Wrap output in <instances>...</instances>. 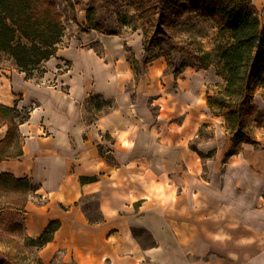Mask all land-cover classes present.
<instances>
[{
	"label": "crops",
	"instance_id": "0c3cea01",
	"mask_svg": "<svg viewBox=\"0 0 264 264\" xmlns=\"http://www.w3.org/2000/svg\"><path fill=\"white\" fill-rule=\"evenodd\" d=\"M250 1L264 11V0ZM79 37L96 39L72 38L29 77L10 56L0 61V103L30 107L18 125L23 153L0 160V173L33 186L21 208L28 236L60 222L37 250L42 264H242L227 242V182L201 175L198 153L214 139L195 147L211 119L227 132L208 109L210 86L197 88L207 69L176 81L157 56L137 74L123 38L96 29ZM95 97L107 105L96 109ZM6 131L0 123V140Z\"/></svg>",
	"mask_w": 264,
	"mask_h": 264
},
{
	"label": "trees",
	"instance_id": "16d2710c",
	"mask_svg": "<svg viewBox=\"0 0 264 264\" xmlns=\"http://www.w3.org/2000/svg\"><path fill=\"white\" fill-rule=\"evenodd\" d=\"M73 4L72 0H0V54L10 56L19 70L31 76L55 54L66 29L65 8ZM102 5L119 6L118 22L132 31L140 30L143 64L163 56L165 70L175 74L187 66L197 70L215 66L222 81L206 92L209 111L223 116L236 144L259 142L251 122L257 112L256 90L264 84V11L250 0H102ZM106 21L91 4L80 29L115 33L106 28ZM204 25L213 30L210 46L201 40L208 35ZM132 65L137 73L133 61ZM103 102L96 101L95 108L102 109ZM29 110L0 103V122L7 124L0 140V160L22 155L18 125L28 118ZM6 184L20 187L25 197L22 208L33 188L28 178L0 173V185ZM59 224L57 219L50 220L38 237L29 238L40 248L52 239Z\"/></svg>",
	"mask_w": 264,
	"mask_h": 264
},
{
	"label": "rangeland",
	"instance_id": "374dc122",
	"mask_svg": "<svg viewBox=\"0 0 264 264\" xmlns=\"http://www.w3.org/2000/svg\"><path fill=\"white\" fill-rule=\"evenodd\" d=\"M72 1L74 3L73 7L65 8L66 18L64 22L66 23V29L59 46L67 45L72 38L76 39V37L81 42L85 41L79 37L83 33L80 29V23L84 24L85 22L86 7L93 4L99 15L105 21L107 20L104 23L106 28H111L109 31L115 32L111 34L125 40L126 57L129 61H133L137 74H142L146 68V65L140 61L141 52L139 50L141 49L142 35L140 30L132 31L118 22L119 18L116 14L120 7L117 5L101 6L102 0ZM177 2L182 3L184 0H177ZM63 6L64 2H60V8H63ZM212 31L208 25H204L203 32H207L208 35L201 38V40L206 46L211 45ZM95 39L96 37H92L84 43L92 45L94 42L90 41ZM96 52L102 54L101 50L97 48ZM6 57V54H0V61L3 62ZM58 68L62 69L63 67L61 65L57 66L56 75L61 73ZM173 69L171 66L170 70ZM215 70V66H211L206 71L201 72L199 83L197 81V88H204V85H207L213 90L216 89L218 86L213 87V82L220 77L216 75ZM198 71L195 67L187 66L183 72L175 74L177 76L174 79L180 81L183 78L188 83V81H194L195 75L199 73ZM95 100L103 102L98 97L93 98V102ZM253 103L257 107V112L254 114L251 123L254 135L259 141L257 144H236L231 140V135L220 127L218 121H213L214 119H211L209 127H201L194 139L195 147L199 146L197 141L203 137L211 138L210 141L214 139L208 149H201L202 151L198 153L203 167L201 175L205 181H208L210 180L208 172L214 173L216 178L212 180L218 181L221 188L224 179L227 182L225 212L228 221L227 242L228 246L232 247V251L237 250V257H242V264H264V84L257 88ZM106 105L107 102H103V106ZM28 108L30 109V107ZM106 139H110V137L107 136ZM191 143L193 144V142ZM230 150L235 151V153L227 155L225 152ZM24 198L20 187L14 188L11 184L0 185V264H42L37 253V242L30 239V236L26 234L21 220V204ZM88 202L95 214L94 199H89ZM239 221L242 222L243 227L238 232L235 231V223ZM234 236H236V239H234ZM54 264L75 263L72 261L61 262L59 259H54Z\"/></svg>",
	"mask_w": 264,
	"mask_h": 264
},
{
	"label": "built area",
	"instance_id": "2783aa9c",
	"mask_svg": "<svg viewBox=\"0 0 264 264\" xmlns=\"http://www.w3.org/2000/svg\"><path fill=\"white\" fill-rule=\"evenodd\" d=\"M65 66H67V65H65Z\"/></svg>",
	"mask_w": 264,
	"mask_h": 264
}]
</instances>
